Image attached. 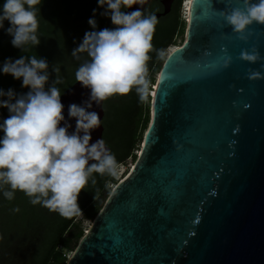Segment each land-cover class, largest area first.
I'll return each instance as SVG.
<instances>
[{
	"label": "water",
	"instance_id": "water-1",
	"mask_svg": "<svg viewBox=\"0 0 264 264\" xmlns=\"http://www.w3.org/2000/svg\"><path fill=\"white\" fill-rule=\"evenodd\" d=\"M229 7L242 0H191L186 41L149 96L137 161L67 264H264V79L250 81L260 64L239 59L251 47L264 57V26L241 41L219 16ZM89 94L75 82L61 95L70 132L68 105ZM106 101L90 109L102 120L90 143L104 136Z\"/></svg>",
	"mask_w": 264,
	"mask_h": 264
},
{
	"label": "clouds",
	"instance_id": "clouds-1",
	"mask_svg": "<svg viewBox=\"0 0 264 264\" xmlns=\"http://www.w3.org/2000/svg\"><path fill=\"white\" fill-rule=\"evenodd\" d=\"M42 0H3L0 4V29L10 36L11 45L26 51L37 47V35ZM102 16L110 19L112 28L97 30L95 20H88L87 31L72 56L86 58L74 73L75 81L90 91L82 104H69L67 115L75 119L74 131L63 114L62 83L58 68H52L55 79L50 82L49 64L36 55L6 58L0 73L22 81L24 94L13 89H0V109L8 116L0 119V195L8 201L17 192L23 193L33 206L40 205L61 217L82 214L78 198L91 182L93 174L117 177L120 165L103 138L91 142V133L101 127L97 112L90 111L93 102L101 106L113 96H127L135 91L140 101L146 99L150 80L148 62L155 51L156 59L166 62L167 52L154 49L152 37L157 17L144 14L140 7L144 0H97ZM225 26L247 43L253 36V25L264 26V0H242V7H229L219 12ZM5 21L9 27L5 28ZM174 47V46H173ZM172 48V47H170ZM168 48V49H170ZM239 59L249 65L260 64V71L249 69L248 79H264V57L257 47L242 50ZM224 60V67L231 64ZM156 86V85H155ZM152 93V92H151ZM151 97V96H150ZM19 212V208H13Z\"/></svg>",
	"mask_w": 264,
	"mask_h": 264
},
{
	"label": "trees",
	"instance_id": "trees-1",
	"mask_svg": "<svg viewBox=\"0 0 264 264\" xmlns=\"http://www.w3.org/2000/svg\"><path fill=\"white\" fill-rule=\"evenodd\" d=\"M183 1L181 0L180 3ZM2 3L3 0H0V4ZM39 7L41 8L40 12L37 13L39 21L37 35L41 41L39 46L28 45L26 51L22 53L20 49L11 45L12 38L0 29V64H3L6 58L15 60L23 54L36 55L38 58L47 60L50 82L55 79L52 68H58L60 77L64 78L72 74L86 58L85 54H80V59L77 60L71 53L81 43L85 32L92 30L88 20L93 18V9L96 10L94 18L97 22V30L113 27L110 19L101 15L103 9L98 6L97 0H42ZM180 22V16H177L176 19L163 18L157 20L151 41L153 48L167 51L168 48L175 47ZM9 26V23L5 21L4 27ZM149 55L152 57L148 62V70L150 71L156 62V53L153 51ZM62 56L65 57L62 58ZM158 69L159 67H157ZM21 83L22 81L15 80L11 75L0 73V89L7 91L11 88L17 94H20L23 89ZM149 98L146 97L148 101H150ZM142 103L143 101L139 100L135 91L130 92L127 96L110 97L105 102L103 138L111 148L112 153H114L119 165L125 164L128 159H134L135 164L138 156L137 152L141 151V146L137 147V142L140 136L138 130L143 121ZM5 112H7L6 109H0V114ZM93 175L96 183L93 185L89 182L78 198V204L82 209L81 215L92 221L100 213V211L98 213L99 209L95 210V201L105 191H108L111 195L112 187L110 185H118L115 177L106 174ZM23 196L24 201L19 204V212H13L12 209L16 208L17 205L12 203L13 200L8 201L0 195V207L9 214L3 229H9L10 226H13V229L30 231L35 223L34 220L37 219L38 221L42 218V214H39L37 209L39 205L33 206L29 203V199L25 195ZM81 215L65 218L57 214L43 241L42 249H40L41 256L34 264H67L66 256L58 248L68 249L74 239L83 236L80 230L81 227L75 223Z\"/></svg>",
	"mask_w": 264,
	"mask_h": 264
},
{
	"label": "rangeland",
	"instance_id": "rangeland-1",
	"mask_svg": "<svg viewBox=\"0 0 264 264\" xmlns=\"http://www.w3.org/2000/svg\"><path fill=\"white\" fill-rule=\"evenodd\" d=\"M189 1L190 0H184L182 2V10L180 12L181 22L179 24L178 36H176L175 41V46L178 47L182 45L186 36L187 23L185 21L188 15H185V9L187 8L186 5H189ZM183 5L185 6V8H183ZM170 49H167V54ZM64 57L65 56H62V58ZM164 63L165 62L156 59L154 67L151 68V70L149 71L148 78L151 83L147 97L151 95V92L155 88L159 77V71L161 70ZM157 67H159L158 70ZM75 71L76 69L73 71L72 74L62 78V83L57 85V87L60 88L62 94L76 82L74 75ZM27 91V88H23L20 94H24ZM7 116L8 112L0 114V119L6 118ZM142 119L143 121L141 123L140 129L138 130L140 136L138 137L137 147H142V142L144 140L143 136L147 133L145 132V130L148 129L151 123V99L150 101H148L147 99L143 100ZM132 161L134 162V159L127 160L129 164H131ZM126 163L120 165V175L126 170ZM23 195V193L17 192L12 203L19 207V204H22L24 201ZM109 195V192L105 191L103 195L95 201V210L99 209L98 213L99 211H102L103 207L105 206L108 200ZM37 209L38 213L42 214V218L38 221L37 219H35V223L31 227L32 229H30V231L25 232L21 231V229H13V226H10L9 229H3L4 223L8 219L9 214L4 212L3 208L0 207V264H34L35 262H37V259H39V257L41 256L40 249H42L43 241L52 226L53 220L57 216V213L50 212L49 210L41 207L40 205ZM92 222V220H88L83 215L79 216L75 221V223L81 227L80 230L82 231L83 236L85 235L84 233H86V231L91 226ZM83 236H78L76 239H74L70 248L68 249L58 248V250L62 251V253H64V255L66 256L67 262L76 250L77 245L79 244Z\"/></svg>",
	"mask_w": 264,
	"mask_h": 264
},
{
	"label": "flooded vegetation",
	"instance_id": "flooded-vegetation-1",
	"mask_svg": "<svg viewBox=\"0 0 264 264\" xmlns=\"http://www.w3.org/2000/svg\"><path fill=\"white\" fill-rule=\"evenodd\" d=\"M181 0H173L170 6V10L166 13V8L163 4V0H156L150 3L144 14H153L157 17V20L160 19H176L177 16H180L182 10ZM181 17V16H180Z\"/></svg>",
	"mask_w": 264,
	"mask_h": 264
},
{
	"label": "built area",
	"instance_id": "built-area-1",
	"mask_svg": "<svg viewBox=\"0 0 264 264\" xmlns=\"http://www.w3.org/2000/svg\"><path fill=\"white\" fill-rule=\"evenodd\" d=\"M186 20H187V18H186ZM138 154H139V152H137ZM126 170L124 171V172H122L121 173V175L120 174H118V176L117 177H115V179H116V184H119L130 172H131V170L133 169V167H134V162L132 161L131 162V164H129L128 162L126 163ZM117 185H111V187H112V190H114L115 189V187H116Z\"/></svg>",
	"mask_w": 264,
	"mask_h": 264
},
{
	"label": "bare ground",
	"instance_id": "bare-ground-1",
	"mask_svg": "<svg viewBox=\"0 0 264 264\" xmlns=\"http://www.w3.org/2000/svg\"><path fill=\"white\" fill-rule=\"evenodd\" d=\"M190 5H191V0L189 1V5H186V9H185V15H188V17H187V20L185 21L186 23H187V21H188V19H189V13H190ZM183 8H185V6L183 5ZM185 41H186V36H185V40H184V42L182 43V45L185 43ZM181 45V46H182ZM181 46H179V47H181ZM178 46H175L174 47V49L173 48H171L169 51H168V54H170L171 53V50H172V52L174 51V50H176V49H178L179 48ZM152 94H153V91H152V93H151V97H152ZM88 231V230H87ZM87 231H86V233H87Z\"/></svg>",
	"mask_w": 264,
	"mask_h": 264
},
{
	"label": "snow or ice",
	"instance_id": "snow-or-ice-1",
	"mask_svg": "<svg viewBox=\"0 0 264 264\" xmlns=\"http://www.w3.org/2000/svg\"><path fill=\"white\" fill-rule=\"evenodd\" d=\"M210 7H213V6L210 5Z\"/></svg>",
	"mask_w": 264,
	"mask_h": 264
}]
</instances>
